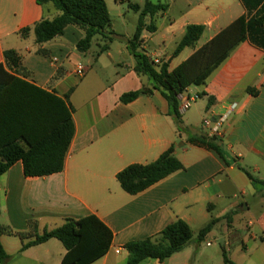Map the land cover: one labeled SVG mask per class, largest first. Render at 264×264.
I'll use <instances>...</instances> for the list:
<instances>
[{"label": "crops", "instance_id": "1", "mask_svg": "<svg viewBox=\"0 0 264 264\" xmlns=\"http://www.w3.org/2000/svg\"><path fill=\"white\" fill-rule=\"evenodd\" d=\"M153 4L167 9L153 19L146 17L139 48L151 60L168 62L170 69L239 18L244 20V41L205 84L191 85L179 96L180 108L187 106L181 110L182 120L194 135L213 137L203 120H215L236 104L215 140L220 153L187 142V133L177 131L159 91L129 103L121 101L125 93L152 88V81L135 71L130 40L114 48L119 35L112 25L115 39L102 53L100 37L94 38L99 47L96 54L91 48L80 53L77 44L84 32L73 25L39 45L33 30L27 37L21 30L52 20L60 12L36 0H0V64L5 65V51H17L27 72L20 78L62 98L73 110L74 125L62 172L25 177L22 163L17 162L0 177V225L11 231L0 239L9 256L3 264H61L66 250L60 241L51 239L22 251L19 234H29L31 223L42 233L68 219L92 214L114 237L108 253L91 264H126L128 242L154 238L178 220L188 224L193 238L162 264H224L223 251L235 264H264V0H158ZM151 24L155 31L149 30ZM190 25L203 26L207 39L175 64L176 56H166L162 46L175 43L177 48ZM151 43L157 48L153 55L148 53ZM79 65L85 68L81 77L76 74ZM54 127L50 113L32 105L0 134V148L13 141L32 147ZM172 146L183 170L137 195L122 189L117 179L120 171L132 164H150ZM213 220L217 222L200 240L199 232ZM217 242L222 258L208 250ZM140 264L161 263L146 259Z\"/></svg>", "mask_w": 264, "mask_h": 264}, {"label": "trees", "instance_id": "2", "mask_svg": "<svg viewBox=\"0 0 264 264\" xmlns=\"http://www.w3.org/2000/svg\"><path fill=\"white\" fill-rule=\"evenodd\" d=\"M44 6L52 4L60 14L52 20L43 19L32 28L21 30V35L27 37L31 30L35 42L39 45L47 43L62 35L69 25L83 30L84 38L77 44L80 53H87L94 38L100 37L104 45L100 52H105L115 39L111 29V16L105 0H36ZM129 7L140 12L137 29L130 40V50L136 59L135 71L146 75L152 81V88L125 93L121 96L123 103H129L140 95H151L159 91L169 104V116L172 117L179 133H187L189 144L203 146L220 153L215 144L216 137L203 134L194 135L185 126L180 111L179 96L191 85L200 86L206 83L209 75L228 57L230 52L245 39V23L239 18L222 30L215 38L196 50L188 59L177 67L170 69L168 62L155 65L141 45V34L146 27L147 16L154 18L158 13H164L166 5L153 4L147 0L144 6L129 3ZM155 31L154 24L148 26ZM204 33V27L190 25L178 44L174 55L186 48H193ZM39 53H44L39 50ZM5 65L0 64V134L14 123L32 105H39L53 118L55 127L43 139L32 147H26L22 142L13 141L0 148V177L17 162L23 165L25 177H44L60 173L64 170L65 157L74 135L72 108L55 93L45 91L27 83V72L22 67V57L15 50L4 52ZM252 92V90H248ZM184 166L175 156L172 146L154 162L141 165L132 164L117 174L122 189L130 195H137L175 172L183 170ZM216 220L211 221L198 234L200 240L210 231ZM31 232L19 234L23 240L22 251L51 239H57L66 250L61 264H91L103 257L111 248L113 232L96 216L89 215L80 219H68L51 231H37L36 223H31ZM10 230L0 225V239ZM193 238V231L183 220H178L167 227L154 238L131 241L125 245L128 252L126 264H140L146 259H156L161 264L174 254L180 252ZM29 239L28 241H26ZM224 264H235L223 251ZM9 256L0 240V264L5 263Z\"/></svg>", "mask_w": 264, "mask_h": 264}, {"label": "rangeland", "instance_id": "3", "mask_svg": "<svg viewBox=\"0 0 264 264\" xmlns=\"http://www.w3.org/2000/svg\"><path fill=\"white\" fill-rule=\"evenodd\" d=\"M146 1L147 0H117V2H115V0H108V7H109L110 16H111V25H112L114 31L119 35V38H116L114 41V48L124 46L127 41L132 40L133 35L136 31V28L139 24L140 12H136V11L132 10L129 7V3L137 4L139 6H144ZM151 1L153 3L158 2V0H151ZM158 20L161 21L162 18L159 17ZM148 22L150 23L151 20H148ZM165 24L169 25L168 19L165 20ZM206 39H207L206 35L203 34L200 37V39L196 42L195 45H197V44L201 45L202 43H204L206 41ZM150 45H151V49L148 50V53L150 55H153L154 51L157 50V48L154 47V45H156V44L151 43ZM162 49H163V53L166 56L167 55L172 56L174 54L175 49H176V44L172 43L170 45H167L166 48L164 46H162ZM98 50H99V47L97 46V41H95V39H94L90 52L92 54H96L98 52ZM114 52H115L114 53L115 55L118 53L116 51V49ZM189 52H190V48H186L181 53L176 55L174 63L175 64L179 63L185 57V55ZM199 101H201V100H199ZM208 250H210V251L214 250L216 252L217 256H221V258H222V251H221L219 242L215 243L214 247L212 249H208Z\"/></svg>", "mask_w": 264, "mask_h": 264}, {"label": "built area", "instance_id": "4", "mask_svg": "<svg viewBox=\"0 0 264 264\" xmlns=\"http://www.w3.org/2000/svg\"><path fill=\"white\" fill-rule=\"evenodd\" d=\"M153 63L155 65H160L161 61L158 58H154L152 59ZM85 72V68L82 65H79L76 71V74L78 76H83ZM198 96H194V99H198ZM187 106H183L182 108H180L181 110H185ZM236 104H233L231 106V108L222 116L218 117L215 120H212L211 118H206L203 120V126L210 132V135L213 137H221L222 132H223V127L225 122L227 121V119L229 118L230 114L232 111H234L236 109Z\"/></svg>", "mask_w": 264, "mask_h": 264}]
</instances>
